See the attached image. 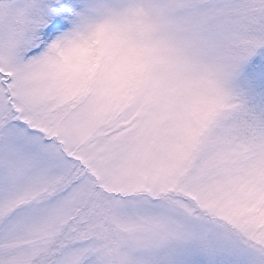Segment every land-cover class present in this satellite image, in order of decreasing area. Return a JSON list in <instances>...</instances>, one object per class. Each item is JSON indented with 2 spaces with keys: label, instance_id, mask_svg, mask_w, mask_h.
Returning <instances> with one entry per match:
<instances>
[{
  "label": "snow or ice",
  "instance_id": "snow-or-ice-1",
  "mask_svg": "<svg viewBox=\"0 0 264 264\" xmlns=\"http://www.w3.org/2000/svg\"><path fill=\"white\" fill-rule=\"evenodd\" d=\"M0 264H264V0H0Z\"/></svg>",
  "mask_w": 264,
  "mask_h": 264
}]
</instances>
